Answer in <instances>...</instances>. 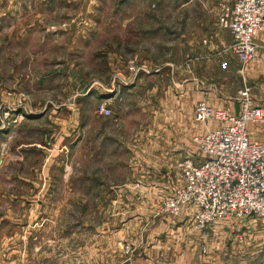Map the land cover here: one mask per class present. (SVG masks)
I'll return each mask as SVG.
<instances>
[{"label":"rangeland","instance_id":"1","mask_svg":"<svg viewBox=\"0 0 264 264\" xmlns=\"http://www.w3.org/2000/svg\"><path fill=\"white\" fill-rule=\"evenodd\" d=\"M233 1L0 0V105L10 93L27 109L0 129V264H264V217L254 215L204 231L182 220L158 231L144 258L149 224L138 222L151 213L130 175L132 139L152 126L144 98L153 84L156 95L183 93L191 63L211 57L200 76L217 93L250 88L234 72L242 64L230 42L220 44L230 35L221 7ZM202 125L192 116L193 160H202L192 141ZM122 183L128 195H116ZM159 197L151 219L163 214Z\"/></svg>","mask_w":264,"mask_h":264},{"label":"built area","instance_id":"2","mask_svg":"<svg viewBox=\"0 0 264 264\" xmlns=\"http://www.w3.org/2000/svg\"><path fill=\"white\" fill-rule=\"evenodd\" d=\"M218 24L228 29V47L242 65L257 61L255 37L264 30V0H235L222 5ZM0 105V129L17 124L27 113L24 96L14 101L10 93ZM237 115L215 109L200 100L193 110L197 123L218 121L221 125L193 135L202 160L183 159L179 166L182 182L163 197L159 212L179 217L191 208V226L204 231L217 219L264 217V139L252 141L247 125L264 124V106L256 105L248 86L239 89ZM101 113L110 111L98 105ZM126 250H128L126 248ZM55 264H87L69 259Z\"/></svg>","mask_w":264,"mask_h":264},{"label":"crops","instance_id":"3","mask_svg":"<svg viewBox=\"0 0 264 264\" xmlns=\"http://www.w3.org/2000/svg\"><path fill=\"white\" fill-rule=\"evenodd\" d=\"M225 30L230 34L228 29ZM224 39L226 40L224 41ZM226 42H230L227 45V47H229L232 43L231 34L229 37H223L220 44L225 45ZM255 42L257 43V63L242 65L241 69L238 67L234 72L239 79L243 77L244 81L250 86L254 103L264 106V30L255 37ZM211 60H213L211 57H205L203 60H197L191 63V67L193 64H198L199 67L195 71V74L198 76L192 74L191 67L187 69V73L185 72L183 75V93L176 94L169 86L170 88H168L165 95H160L159 92L156 95V87L153 84L149 90L150 95L144 98L146 103L149 102V99L151 101V111H146V114L150 116L152 126L144 129L145 132L141 133L140 138L132 139L133 143L130 146L131 149L134 150H131L130 164L133 172L130 173V175L132 174L135 180L141 182V184H139L141 186H139L137 190H139L141 196L144 198L143 201H145L150 208L159 203V195L164 197L168 192L167 189L172 186V184L178 185L182 182L179 164L183 159L187 157L191 158V119L196 103L200 100H204L213 108L224 109L234 115L239 113L240 105L237 100V95L229 96L223 92H220V94L217 93L219 92V88H212V86L207 84L204 80L207 76H200V74H208L212 62ZM236 61L239 62L238 59ZM223 65L225 67V64ZM151 78L154 79V77ZM137 80L139 81V78ZM149 96L151 98H149ZM142 103H144V100ZM203 124L204 125L197 127L201 132L213 129L222 123L218 121H209ZM247 130L252 141L264 139V124L250 123L247 125ZM182 149L183 151H181ZM193 161L195 163L201 162V160ZM144 168H146V172H144L145 175L148 173L146 176L139 173V171L141 172ZM134 175L136 176L134 177ZM137 176L141 178L137 179ZM146 178H148V180ZM145 179L146 182H144ZM127 185L126 183H122L117 186L119 189H117L116 195H128V189H125ZM131 186L129 190H131ZM154 199L155 201H153ZM162 199L159 206L161 205ZM147 206L141 203V208L151 214H142L138 222V224L144 223L143 225H146V223L149 224L148 227L145 226L143 232L145 234L141 237V242L143 244L141 253L144 255V258L150 253L146 245L150 244L154 247L160 240V232H164V230L169 229L172 224H179V222L185 219L191 224V208H184L179 217H172L163 213L162 216L159 215V217L151 219L152 210L147 208ZM174 219H176V221H173ZM130 224H132L130 220L125 222L122 229L127 228L128 231ZM184 224H187V222ZM181 226L183 229L184 225ZM135 228L136 227H134L133 231L137 233ZM133 231L131 233H133ZM167 233L169 234V232ZM177 238L180 241L183 240L181 235ZM168 239L170 240L171 237L165 236L164 240Z\"/></svg>","mask_w":264,"mask_h":264}]
</instances>
